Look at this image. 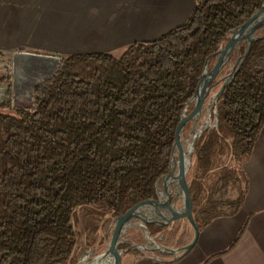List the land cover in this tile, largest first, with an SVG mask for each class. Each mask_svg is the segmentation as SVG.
Masks as SVG:
<instances>
[{"label": "trees", "instance_id": "trees-1", "mask_svg": "<svg viewBox=\"0 0 264 264\" xmlns=\"http://www.w3.org/2000/svg\"><path fill=\"white\" fill-rule=\"evenodd\" d=\"M263 2L194 0L182 25L120 54L64 55L55 75L35 88L31 108L14 106L8 90L0 101L9 110L0 112V264L76 263L79 212L92 215L99 231L155 197L171 169L177 122L207 58ZM246 46L234 52L232 64ZM217 114V126L201 134L193 155L190 192L200 230L237 212L247 192L243 164L264 127V36L224 89ZM190 127L191 121L185 131ZM231 189L234 198H228ZM163 228L149 224L151 231Z\"/></svg>", "mask_w": 264, "mask_h": 264}, {"label": "crops", "instance_id": "crops-1", "mask_svg": "<svg viewBox=\"0 0 264 264\" xmlns=\"http://www.w3.org/2000/svg\"><path fill=\"white\" fill-rule=\"evenodd\" d=\"M52 3L53 10H48V14L53 15L50 14L48 19L55 20V14L60 19H68L67 27L71 30L62 35L76 36L80 42L78 48H66L62 56L76 52L120 54L136 41L154 39L182 25L194 7V0H52ZM2 5L5 6V0H0V83H5L12 75L11 57L19 40L13 38L17 35L14 28L5 27V21H12L13 16L5 17ZM34 7L37 11V1ZM33 17L36 16L30 19ZM4 94L6 96V92ZM243 170L248 188L242 206L233 214L214 218L202 228L193 248L186 252L180 251L192 241L195 233L186 218L162 225L164 228L160 230L151 231V223L144 227L132 226L124 235L129 243L141 244L158 236L163 239L158 242V249L152 252L128 249L123 264H264V127L250 158L243 164ZM145 209L151 218L153 216L152 219H158L153 213L154 209ZM245 222L247 226L238 242L228 249ZM107 224L99 231L95 229L92 236H81L77 243L97 248L96 254L103 253L109 244L110 225ZM80 251L81 247L77 245V261Z\"/></svg>", "mask_w": 264, "mask_h": 264}, {"label": "water", "instance_id": "water-1", "mask_svg": "<svg viewBox=\"0 0 264 264\" xmlns=\"http://www.w3.org/2000/svg\"><path fill=\"white\" fill-rule=\"evenodd\" d=\"M264 28V2L261 7L244 23L233 29L226 44L216 53L211 54L204 65V69L197 89L191 100L185 105L176 125L175 136L171 149V169L157 184V194L153 198L144 199L112 219L109 227V244L107 249L98 257L97 264H123L125 252L128 249L139 247L122 245L121 237L124 230L135 218L143 219L148 223L168 225L171 222L186 218L194 228L192 241L180 249L186 252L193 248L198 241L200 229L194 217V203L191 196V186L196 179V169L193 165V155L201 134L213 127L219 121L217 104L227 85L234 79L240 67L249 55L254 42L264 35L259 31ZM246 42V50L239 55L230 66L229 72L214 82L221 75L225 67L230 64L234 52ZM218 56L213 65H209L212 56ZM62 57L56 54H42L29 51H17L13 54L12 70L14 92L13 104L19 108H31L36 87L50 80L57 72ZM221 84L219 89L211 93L215 84ZM7 85L0 83V90H6ZM192 105V106H191ZM207 111V118L203 123V114ZM214 117L215 123L208 125ZM192 121V142L186 147L184 142L185 127ZM162 183V184H161ZM169 186V187H168ZM150 207L158 218L146 219L139 212ZM158 245V244H157ZM160 246V245H159ZM55 264H80L71 261H60Z\"/></svg>", "mask_w": 264, "mask_h": 264}, {"label": "rangeland", "instance_id": "rangeland-1", "mask_svg": "<svg viewBox=\"0 0 264 264\" xmlns=\"http://www.w3.org/2000/svg\"><path fill=\"white\" fill-rule=\"evenodd\" d=\"M37 1L38 12L34 7V3ZM191 2V0H190ZM187 4V3H184ZM54 3L52 0H5V6L2 5L5 17H12V21H5L4 24L7 29L14 28L13 30L17 33L14 35L13 38L19 40L17 43V47L13 51V54L17 51H29L35 53H42V54H56L62 57L61 54L65 52L66 48H78L80 42L77 41L76 36L64 37L62 34L69 32L71 29L68 28L69 20L68 19H60L55 14V20L48 19L51 13L48 14V10H53ZM89 4L87 2V8ZM49 11V12H50ZM10 15V16H9ZM53 15V14H51ZM32 16V19H30ZM20 18V19H17ZM16 18V19H14ZM66 27V28H64ZM73 29V28H72ZM87 43V42H86ZM67 50V49H66ZM67 53V52H66ZM79 53V52H76ZM13 54L12 57L13 58ZM72 54V53H70ZM68 55V54H67ZM64 56V55H63ZM232 65L228 64L224 71ZM12 59H11V72L12 75L10 80L5 83L7 89L5 92L10 90L14 92V85H13V70H12ZM224 71L221 73L220 76L224 75ZM220 84H215L212 87L211 93H214L219 89ZM5 98V97H4ZM3 98V99H4ZM8 109L0 108V112H8ZM207 111L203 114L202 120L200 121L199 125L204 122L207 118ZM192 123V121H191ZM215 123L214 117L211 121L208 122V125H213ZM184 142L185 146L188 147L192 142V134L191 128L184 132ZM237 196V190L231 189L228 192V198H234ZM153 218V216H152ZM97 220L87 213L86 211H81L76 216V224L78 226L79 231L81 232V236L84 235L92 236L95 233V225ZM111 221H108V226L110 225ZM109 232V228H108ZM98 249H93V252H97Z\"/></svg>", "mask_w": 264, "mask_h": 264}, {"label": "built area", "instance_id": "built-area-1", "mask_svg": "<svg viewBox=\"0 0 264 264\" xmlns=\"http://www.w3.org/2000/svg\"><path fill=\"white\" fill-rule=\"evenodd\" d=\"M5 92L0 91V101L3 100V98L5 97ZM147 210L145 208L141 209V211L139 212L140 215H143L144 218L146 219H152L150 217V215H148L149 213L146 212ZM147 225V222L143 219H139V218H135L132 220V223L128 225V227L124 230L123 235L121 237V242L122 245H125V248H128V246H132V247H139L140 251H143L145 253L147 252H152L154 250L158 249V242H161L163 237L162 236H158L155 238H151L149 240H147L144 243L141 244H132L129 243L127 240H125V233L127 231V229L129 227L132 226H139V227H144ZM127 243V244H125ZM78 248L81 247V251H80V255L78 258V261L80 264H97L98 263V257L100 254H96L95 252H93V248L87 247L84 243H77ZM76 245V246H77ZM159 260H161V258L159 257Z\"/></svg>", "mask_w": 264, "mask_h": 264}]
</instances>
